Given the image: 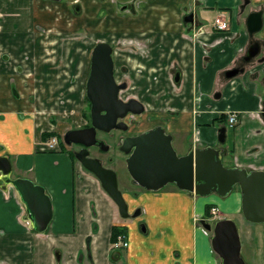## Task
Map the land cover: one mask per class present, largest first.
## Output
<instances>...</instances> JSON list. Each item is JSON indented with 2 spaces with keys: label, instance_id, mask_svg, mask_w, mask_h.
Here are the masks:
<instances>
[{
  "label": "crops",
  "instance_id": "obj_1",
  "mask_svg": "<svg viewBox=\"0 0 264 264\" xmlns=\"http://www.w3.org/2000/svg\"><path fill=\"white\" fill-rule=\"evenodd\" d=\"M194 1L141 0L132 14L118 12L106 2L108 14L97 18V9L102 4L82 0L85 8L92 6L95 11L91 14L84 10L85 20L79 24H85L91 31L114 34L124 30L148 35L149 62L154 65L149 66L151 72H158L162 56L170 62L167 67L162 66L170 71V79L174 69L181 71V83L176 86L181 88L175 93L179 91L180 96L173 97L162 85L158 87L155 76L158 73L153 76L154 84L145 89L147 93L144 91L146 94L140 96L154 104L149 105L154 123H164L178 135L190 133L191 143L184 142L186 148L193 142L199 147L222 148L221 158L226 167L264 170V117L260 115L264 106V56L251 61L242 73L231 78L225 76L250 45L246 21L251 11L262 10L263 25L259 36L253 37L264 39V0H249L244 10L241 7L244 0H196L200 22L196 40L189 36L190 26L183 21ZM216 4L218 10L214 11L212 7ZM69 7V3L47 0H0V155L10 158L12 170L17 172L32 170L34 152L42 145L39 108L45 101V87H49L45 82L54 72L45 61L48 44L40 30L62 24L57 9H68L62 25L67 30L75 29ZM211 9L214 16L222 11L228 29L212 27L205 16ZM15 61L16 65H12ZM24 65L27 69L21 70ZM168 96L163 107L161 100ZM228 111L237 113L232 128L227 126ZM220 113L226 115L222 143L217 139L220 123L214 120ZM74 178L70 180V188L60 189L63 197L69 193L70 212L60 215L67 224L54 236V241L46 239L48 232L42 235L29 227L13 187L0 183V264H24L20 258L24 251L28 264H56L54 249L60 245L66 247L62 259L76 264L77 255L87 244L93 264L110 263V231L117 221L115 205L91 173L77 169ZM129 198L143 208L148 233L139 234L135 221L128 224V246L123 257L121 251L116 254V259L124 264H220L211 247L210 231L199 221L207 217L206 205L218 206L222 214L241 212L240 190L225 197L215 193L200 196L172 186L139 192L136 199ZM250 231V237L243 234L241 254L249 264H264V222L255 223Z\"/></svg>",
  "mask_w": 264,
  "mask_h": 264
},
{
  "label": "water",
  "instance_id": "obj_2",
  "mask_svg": "<svg viewBox=\"0 0 264 264\" xmlns=\"http://www.w3.org/2000/svg\"><path fill=\"white\" fill-rule=\"evenodd\" d=\"M248 2L249 0H244L241 7ZM262 25V10L251 11L246 21L250 37L260 31ZM260 48V42L252 40L244 61L249 62L254 58ZM111 51V46L107 43L94 46L85 89L90 101L91 126L67 130L64 136L66 143H80L84 146L99 144L105 150L107 145L104 141L95 137L96 129H126V123L120 119L128 112L139 114L143 111V105L136 99L123 101L119 98V91L126 84L117 83L114 78ZM238 72V68L228 69L225 76L231 78ZM218 139L220 142L225 139L224 126L218 129ZM172 140V134L166 133L161 125L124 138L120 149L128 154L125 159L126 168L134 184L146 190L157 191L166 184L173 183L178 189L195 195L215 193L220 197L227 196L237 185L241 193V212L244 218L252 223L264 222V170L226 167L221 158L223 149L212 146L193 147L178 155ZM75 157L97 178L102 189L117 205L121 217H128V206L118 188L116 172L103 166L99 159L88 156L85 148L79 150ZM11 171L10 159L0 155L1 181L15 188L25 204L31 227L37 232L45 231L53 216L49 195L42 185L29 178L10 177ZM203 223L212 231L211 247L219 256L221 264H249L241 255V240L233 220L219 219L212 226L205 221ZM56 256L59 259L58 251Z\"/></svg>",
  "mask_w": 264,
  "mask_h": 264
},
{
  "label": "rangeland",
  "instance_id": "obj_3",
  "mask_svg": "<svg viewBox=\"0 0 264 264\" xmlns=\"http://www.w3.org/2000/svg\"><path fill=\"white\" fill-rule=\"evenodd\" d=\"M52 7L55 6L52 5ZM212 8L214 11L218 10V5L217 4L213 5ZM247 9L248 8H246V11ZM67 10L68 9H57L58 14L61 13L59 14V16L61 15L59 17V20H61L62 24H64L63 22H66V20L63 19L65 17L64 14ZM210 11L205 13V16L208 18L209 21H211L214 18V13H215L214 11H212V9ZM71 16L75 19V23H76L75 29L73 28L76 31L73 34L66 33L67 35H64L63 31L59 33L58 30L65 31L67 30V27L56 22H55L56 24L48 26L51 27L50 29H45V31L40 30V33H44L43 36L45 38V42H47L48 44L45 46L46 50L44 51V58L46 62H49L54 72L50 73L51 75L48 78L49 81L46 80L45 82L46 84L48 83L49 87L48 88L45 87V92L43 94L45 101H43L42 105L40 103L39 130L41 132L49 131L50 129L56 131V133H58V138L56 137L57 143L53 145L54 147L53 150H49L46 147V145H38V152L37 153L34 152V157H33L34 166L32 167V170L23 171V172H17L16 170H12L11 172V176L13 178H17V177L29 178L36 184H40L45 188V191L49 195L50 200L52 202L53 218L48 228L43 232L42 235H45V232H48L46 233L48 235L46 239L53 241L56 240L54 236L59 233V230L63 228L62 226L67 224L65 220H63V217L60 215L69 214L70 212V207L68 205L69 193L65 197H63L60 194V189L63 187L70 188V180L75 179L74 176H76L77 169H82V171L89 173V171L84 169L81 166L80 162L78 160L76 161L73 158V156L70 154L68 150H71V147L73 148V146L72 145L70 146V144L68 145L65 144L63 140L64 137L63 135L65 134V131H67L68 129L79 126L86 121V117L82 115V112H86V113L88 112L87 102H85L84 100V95H85L84 84L88 72L90 50L93 44L100 40H106L110 42L115 41L113 43L115 45L114 58L117 63V67H119L121 63L126 62V64H128V66L131 68L130 75L129 76L127 75L128 82L130 83H128V87L125 90L120 91L119 94L120 96L126 97L134 94L144 95L145 92L147 93L145 89L148 90L150 88L149 85L154 84L153 76L155 73H158L155 76H157L159 80L158 82L159 88H161L160 85H162L164 87L163 88L164 91L166 90L170 91V95L171 92L173 93V97L180 96L179 91L178 94L175 95L178 87H176L177 84H174V82H172V80L169 78L170 71L168 69L162 68V66L167 67L166 65L170 64V62L169 63L167 62L168 60L165 61L162 56L159 59V64L157 67L158 72H151V68H149V66L153 67L154 65L152 66V64L148 62L147 57L145 58L138 57L136 61V59L135 60L133 59L132 54L130 53L128 54L127 51H130L131 49L136 50V47L134 46L135 42L140 40L145 46L143 47L145 52L144 53L139 52V53H141V55L147 54V56H149L151 54V49L149 48H148L149 50L147 49L149 45V41L147 40L148 35H135L134 39H132L133 36L122 35L121 38H123L124 42L122 41L116 42V40L119 39L117 35H114L116 33L99 34V32L96 31L81 32L79 28V23L84 22L85 18H81L83 17L82 15L78 18L75 17L73 14ZM52 23L54 22H51V24ZM255 36L258 37L259 32L255 33ZM128 38H130L131 40H129ZM127 57H130L131 60L124 61V59ZM138 62H140L141 66H139L140 64ZM12 65H16V61L13 62ZM143 65L146 66L143 67ZM139 68L140 70H138ZM26 69H27L26 65H24V67L21 68V70H26ZM116 78L118 79L122 78L119 72L117 73ZM169 97L170 96L166 98H162L163 100L161 101L163 102V107H165L166 102H168L166 100H168ZM144 101L146 103L145 107L147 108V110L151 111L150 106L152 105L154 106V104H151L150 101L145 99ZM167 105H170V103H168ZM146 113L140 115L141 121L139 122L138 125L134 127L136 130H140L144 127H147V125H149L148 123L145 124L146 123L145 119L147 116ZM87 121H89L88 118ZM149 123H154V120L150 121ZM203 126L204 128H207L206 125ZM130 130L134 131L131 128ZM113 133H115L116 135V133L119 134L121 132L114 130L112 131V134ZM230 133H231L230 130H228V134ZM183 137L185 138L184 140L185 142L188 141L191 143L190 133H183ZM43 141L45 142V140ZM48 141H51V139H48ZM109 144H110V148L108 152L102 153L101 156L104 159L108 155L113 156L114 161L110 166L117 174L118 187L120 189H123L124 187L132 188L133 186L130 181V176L126 168L125 160H123V155L117 150L116 146H114L115 144L112 141L111 142L109 141ZM175 144L174 146H176L175 149L176 152L178 154H182L186 146L183 145L181 147V145L177 141ZM134 186L135 189L139 190L138 185L134 184ZM166 187H172V185L168 184ZM236 190H239L237 185L233 188L231 192H235ZM15 193L17 197H19L16 191ZM115 213H116L115 217H118L116 208H115ZM216 214H220L218 210H216ZM221 215L224 216L223 218H229L235 222L236 226L238 227L240 240L242 242H244L243 234H245L246 237L251 236L250 229L254 227L255 223L246 220L242 212L227 213L224 211V213ZM59 218H61L60 221ZM136 226H137L136 229H139V226L137 224ZM60 248L56 249V251L60 252L62 250L61 252H63L66 247L64 245H60ZM244 248H245V243H244ZM56 251H54V256L56 254ZM119 251L122 252V257H123L124 256L123 249ZM26 257L27 256L25 255V251L22 254H20V258H22L24 264H28L27 262H25ZM64 260L65 259H61L63 263Z\"/></svg>",
  "mask_w": 264,
  "mask_h": 264
},
{
  "label": "flooded vegetation",
  "instance_id": "obj_4",
  "mask_svg": "<svg viewBox=\"0 0 264 264\" xmlns=\"http://www.w3.org/2000/svg\"><path fill=\"white\" fill-rule=\"evenodd\" d=\"M47 1H52V2H59V3H69L70 4V7H69V10L70 12L75 16V17H80L81 15L83 17L81 18H84V10L88 11V13H93L95 11V8H92V6H89L88 8H85L84 7V4L82 2V0H47ZM92 1H95L99 4H102V6H100L98 9H97V13H96V17L97 18H101V17H106V15L108 14L107 12V5H105L106 2H109L110 3V6L114 9V10H117L118 12H123V11H127V13H134L136 11V8H137V5L140 3L141 0H92ZM250 2V1H249ZM249 2L247 4H245L242 9L244 10L245 7L247 5H249ZM244 1L242 2L241 6L243 5ZM196 5H197V2L196 0L194 1V4L192 6V8H189L184 16H183V21L185 24L189 25L190 26V30H189V36L195 38L194 40H196V37L197 35L200 34V27H199V17L196 13ZM216 16V15H215ZM214 16V18H215ZM80 18V19H81ZM214 18L211 20V24H212V27L216 30H219L218 27L214 24ZM88 23H90L88 21ZM122 26V24H119V26ZM91 27V23L88 25ZM79 28L81 30V32H93L91 30H89L87 28V26L85 24H79ZM192 28V29H191ZM122 29V28H121ZM78 30V29H77ZM59 33L61 31H63L64 35H67L66 33H69V34H73L75 33L76 30H74L73 28L69 29V30H58ZM96 32H99V34L101 33H108V31H96ZM95 32V33H96ZM259 32V31H258ZM256 32V33H258ZM98 34V33H97ZM255 34V33H254ZM254 34L252 35L251 37V41L253 40H258L261 44V48H260V52L254 57L252 58L249 62H246L244 61V57L247 53V51L242 55V57L240 58V60L235 64L234 67H232L231 69L233 68H238L239 69V72L237 73V75L239 73H242L244 70H245V67L246 65H248L251 61H253L254 59H261V57L264 56V39H261V38H254ZM114 35H117L119 37L118 40H116V42H124L123 41V38H121L122 35H128V36H133L132 39L135 38V35H139V34H134V32H124V30H120V31H116V34ZM129 40H131L130 38H128ZM250 41V43H251ZM53 42H54V39H53ZM115 41H106V40H100V41H97L93 44V46L91 47V50H90V57H89V66H88V72H87V76H86V80L87 78L89 77V74H90V63H91V56H92V51L94 49V46L98 43H107L111 46V56H112V59H113V64H114V67H113V74H114V78L116 80L117 83H122L124 82L126 84L125 88L121 89L120 91H123L125 90L127 87H128V77L127 75L129 76L130 75V70L131 68L128 66V64H126V62H123L121 63V65H119V67H117V63L115 61V58H114V54H115V45L113 44ZM141 41H137L135 42V47H136V50H133L131 49L130 51H127L128 54H132L133 56V59L137 61V58L139 57V55L141 53L139 52H142L144 53L145 50L143 49L144 44L140 43ZM53 44V43H52ZM146 45V44H145ZM147 46V45H146ZM249 47V46H248ZM149 48V45L147 47V49ZM248 49V48H247ZM136 52V53H135ZM142 58H145L147 57V60L149 62V56H147V54L145 55H141ZM125 60H131L130 57H127L124 59ZM140 64V62H138ZM141 66V64L139 65ZM146 65H143V67H145ZM140 70V68L138 69ZM120 73L122 78L121 79H118L116 78L117 77V73ZM152 76V75H151ZM150 76V78H151ZM149 77V76H148ZM175 77H178V80H175ZM86 80H85V84H84V89H86ZM174 84H177L179 85L181 83V71L180 69H174L173 71V74H172V79H171ZM120 91H119V94H120ZM86 96V93L85 95ZM141 95L140 94H134V95H131V96H126V97H122L119 95V98L122 99L123 101H128L130 99H136L138 102H140L142 105H143V111L139 114H132L130 112H128L121 120L124 121L127 125V128L126 129H119V128H113L109 131H103V130H100V129H96V132H95V137L98 139V140H102L104 141V143L107 145V149H102V147L99 145V144H94V145H91V146H84L83 144H80V143H66L65 140H64V137H63V140L65 142V144H70V146L72 145L73 148L71 147V150H68L70 152L71 155H73L74 159L77 161L78 159L75 157V154L81 150L82 148H85L87 151H88V156L90 157H94V158H97L100 160V162L102 163L103 166L105 167H109V168H112L110 165L113 163L114 159H113V156H106V158L104 159L101 154L102 153H106L108 152L109 148H110V144H109V141L113 142L117 148V150L123 155V160L126 159L127 155L126 153H124L121 149H120V146L124 140V138L128 137V136H135V135H138L140 134L141 132L143 131H146L148 129H151L155 126H158V125H161L165 128V131L166 133H171L172 136H173V140H172V144H173V147H175L176 149V146H174V144L177 142H179V144L181 145V147L183 146L182 142H185V138L183 137V134L182 135H178V133H172L170 132L164 123H149L150 121L153 120V116L150 114V111L147 110V108L145 107L146 103L145 101L140 97ZM87 97V96H86ZM88 99V98H87ZM89 100V99H88ZM262 112H261V116L264 117V114H263V111H264V106L262 107ZM89 115H90V101H89ZM147 112V113H146ZM146 113L147 116H146V123L145 124H149L147 125V127H144L140 130H136L134 127L136 125L139 124V122L141 121L140 120V115ZM150 114V115H149ZM142 117V116H141ZM91 126V116L89 117V121H87V118H86V121L79 125V126H76L74 128H70V129H81V128H87V127H90ZM133 129L134 131H131L130 130ZM69 130V129H68ZM119 131L121 133L115 135V133L112 134V131ZM49 131H53L52 129H50ZM56 132V131H55ZM42 133V132H41ZM41 133H40V139L42 140L41 143L42 145H45V144H48V139L51 138V137H54L56 139L57 136L53 135V136H50L49 138L47 139H42L41 138ZM66 133V131H65ZM124 133V134H123ZM58 134V133H57ZM65 136V134L63 135ZM192 136V135H191ZM58 138V137H57ZM180 138V139H178ZM217 139H218V135H217ZM45 140V142L43 141ZM219 141V139H218ZM57 143V141H56ZM176 145V144H175ZM61 146V145H60ZM191 146H189L188 148H190ZM188 148H185L184 152H186L188 150ZM183 152V153H184ZM182 153V154H183ZM10 159V158H9ZM11 161V160H10ZM12 164V162H11ZM82 166V165H81ZM12 172V171H11ZM117 175V174H116ZM10 177L11 174H10ZM13 178V177H12ZM130 181L132 183V188H126L124 187L123 189H119L121 190L123 196H124V199L127 203V212L129 214L128 217H121V215L119 214V211H118V207L117 205L115 204V202L113 201L114 205H115V208L117 209V221H115L113 223V225H117L121 228L124 229V233H120L118 234L117 236V239L116 241H114L112 243V245L110 246V258H109V264H124L123 262H121L118 258L116 259V254L119 250L121 249H125L127 246H128V239H127V234L129 232V223H131L132 221H135L137 223V225L139 226V229H137L138 233H140L141 235H146L148 233V227H147V224H146V221L143 217V208L139 205V204H133L130 200L129 197H132V199H136L139 195V192H143V191H150V190H146L144 189L143 187L139 186V190L138 189H135V186H134V183L132 182L131 178H130ZM0 183L6 187L10 184H4L1 179H0ZM137 185V184H135ZM168 184H166L163 188H165ZM169 185H172L174 186V184L172 183H169ZM12 186V185H10ZM13 187V186H12ZM161 188V189H163ZM13 189L15 190V188L13 187ZM16 191V190H15ZM106 193V192H105ZM18 194V193H17ZM107 194V193H106ZM108 195V194H107ZM109 196V195H108ZM111 199V198H110ZM17 200L19 201L20 205H21V210L23 212V217L24 219L28 222V225L29 227L36 233H43V232H37L35 231L31 225H30V221L28 219V213L26 211V207H25V204L21 201L20 197L17 198ZM136 212V214L134 215V213ZM53 214V212H52ZM53 218V217H52ZM52 221V220H51ZM204 219H200L199 223L200 225L204 228V229H207L204 225ZM51 223V222H50ZM207 223V222H206ZM211 226H212V223H209ZM49 226V225H48ZM112 227V226H111ZM48 228V227H47ZM212 229V228H211ZM207 231H210V234L212 236V231L207 229ZM46 233V232H45ZM110 234H111V231H110ZM111 243V242H110ZM117 243L116 246H114V244ZM125 243V244H124ZM88 246H86L82 252H80L78 255H77V263L76 264H93V260H92V255L90 253V249H89V244H87ZM57 249V248H56ZM56 249H54V251H56ZM216 253V252H215ZM58 254H59V259L57 258L56 254H55V260H56V264H66L67 262L64 260V263L61 261L62 259V252L58 251ZM217 254V253H216ZM219 257V256H218ZM68 264V263H67ZM221 264V262H220Z\"/></svg>",
  "mask_w": 264,
  "mask_h": 264
},
{
  "label": "trees",
  "instance_id": "obj_5",
  "mask_svg": "<svg viewBox=\"0 0 264 264\" xmlns=\"http://www.w3.org/2000/svg\"><path fill=\"white\" fill-rule=\"evenodd\" d=\"M84 100H85V102H87V107H89V100L87 99L86 96H84ZM82 115L89 119V117H90L89 109H88L87 113L86 112H82ZM225 116H226L225 113H220L214 120H216L217 122L223 124V121L225 120ZM53 135L58 137V134L55 131H43L41 133V138L42 139H47V138H49L50 136H53ZM61 146H63V145H61ZM210 208H211V205H206V214L207 215H209ZM120 233H124V229L119 227V226H117V225H112L111 234H110V242L113 243L114 241H116L117 236Z\"/></svg>",
  "mask_w": 264,
  "mask_h": 264
},
{
  "label": "built area",
  "instance_id": "obj_6",
  "mask_svg": "<svg viewBox=\"0 0 264 264\" xmlns=\"http://www.w3.org/2000/svg\"><path fill=\"white\" fill-rule=\"evenodd\" d=\"M214 24L218 27V29L223 30L228 28V22L222 12L218 13V15L214 18ZM237 120V114L235 112H230L228 114V122L229 125L232 126ZM56 143L55 139L49 141V146H53ZM216 208L212 209L213 214H216ZM125 244V243H124ZM117 243L114 244L116 246Z\"/></svg>",
  "mask_w": 264,
  "mask_h": 264
}]
</instances>
